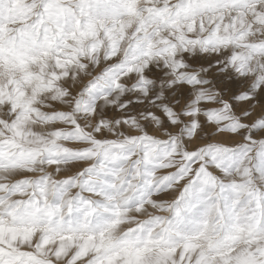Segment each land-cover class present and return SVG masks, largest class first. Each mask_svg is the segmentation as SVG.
Segmentation results:
<instances>
[{
  "label": "snow or ice",
  "instance_id": "6c2138e0",
  "mask_svg": "<svg viewBox=\"0 0 264 264\" xmlns=\"http://www.w3.org/2000/svg\"><path fill=\"white\" fill-rule=\"evenodd\" d=\"M0 264H264V0H0Z\"/></svg>",
  "mask_w": 264,
  "mask_h": 264
}]
</instances>
